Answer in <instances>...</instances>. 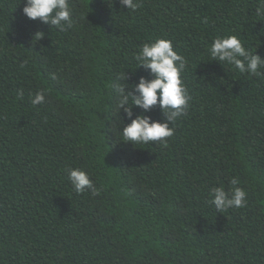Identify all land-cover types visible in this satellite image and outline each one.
Wrapping results in <instances>:
<instances>
[{
	"label": "trees",
	"instance_id": "trees-1",
	"mask_svg": "<svg viewBox=\"0 0 264 264\" xmlns=\"http://www.w3.org/2000/svg\"><path fill=\"white\" fill-rule=\"evenodd\" d=\"M69 3L73 25L59 31L27 18L25 0H0V264H264V67L208 55L236 35L264 58L260 0ZM157 38L186 61L188 108L167 146L117 142L113 84L152 78L135 55ZM144 114L164 119L158 106ZM69 168L100 194H77ZM233 177L246 204L219 213L211 189Z\"/></svg>",
	"mask_w": 264,
	"mask_h": 264
},
{
	"label": "clouds",
	"instance_id": "clouds-1",
	"mask_svg": "<svg viewBox=\"0 0 264 264\" xmlns=\"http://www.w3.org/2000/svg\"><path fill=\"white\" fill-rule=\"evenodd\" d=\"M127 10L136 11L139 8L138 0H119ZM111 4V0H108ZM264 6V0H260ZM24 15L31 20L53 26L59 31H65L73 25V12L69 0H25L22 9ZM258 15H264L260 7ZM45 33L35 32L33 41H38ZM211 61H217L222 66L225 64L240 73L260 75L259 69L264 67V58L248 50L236 35L218 36L213 39L208 47ZM137 67H143L151 74V79L140 76L134 83L126 82V73L119 76L113 84L116 97V115L122 128H117L120 139L117 142L129 143L132 146L160 143L167 146V138L174 135V128L170 127L179 117L186 113L189 101L187 89L181 79V74L186 68V61L182 55L174 50L169 39L157 38L150 43H145L135 55ZM55 79V74L52 75ZM131 89V90H127ZM22 98L23 92H18ZM45 102V93L38 91L31 95V104L38 105ZM133 106L142 109V113L133 116ZM153 106H158L164 119L153 120L144 114ZM129 118L124 123L119 113ZM116 119V117H115ZM67 179L77 194L90 192L99 195L100 190L94 185L89 175L80 168H69ZM236 177L230 180V189L215 187L211 189L209 203L217 212L223 213L230 208H241L246 204V192L238 187Z\"/></svg>",
	"mask_w": 264,
	"mask_h": 264
}]
</instances>
